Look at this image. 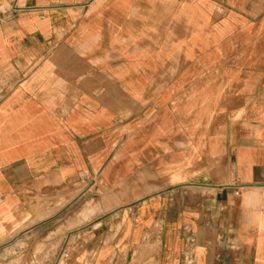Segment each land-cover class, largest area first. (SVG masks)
<instances>
[{
  "label": "crops",
  "instance_id": "crops-1",
  "mask_svg": "<svg viewBox=\"0 0 264 264\" xmlns=\"http://www.w3.org/2000/svg\"><path fill=\"white\" fill-rule=\"evenodd\" d=\"M0 264H264V0H0Z\"/></svg>",
  "mask_w": 264,
  "mask_h": 264
},
{
  "label": "built area",
  "instance_id": "built-area-1",
  "mask_svg": "<svg viewBox=\"0 0 264 264\" xmlns=\"http://www.w3.org/2000/svg\"><path fill=\"white\" fill-rule=\"evenodd\" d=\"M236 194H237V195H239L240 193H239V192H237Z\"/></svg>",
  "mask_w": 264,
  "mask_h": 264
}]
</instances>
